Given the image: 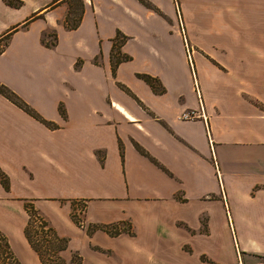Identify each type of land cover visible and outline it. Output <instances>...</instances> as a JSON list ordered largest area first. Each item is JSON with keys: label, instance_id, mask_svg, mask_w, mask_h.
Listing matches in <instances>:
<instances>
[{"label": "crops", "instance_id": "crops-1", "mask_svg": "<svg viewBox=\"0 0 264 264\" xmlns=\"http://www.w3.org/2000/svg\"><path fill=\"white\" fill-rule=\"evenodd\" d=\"M14 1L0 82L56 125L0 91L2 217L264 236V0Z\"/></svg>", "mask_w": 264, "mask_h": 264}, {"label": "rangeland", "instance_id": "rangeland-1", "mask_svg": "<svg viewBox=\"0 0 264 264\" xmlns=\"http://www.w3.org/2000/svg\"><path fill=\"white\" fill-rule=\"evenodd\" d=\"M78 207L82 208L81 217ZM5 209L4 203H0V229L7 235L18 264H44L25 232L18 228L20 219L1 216ZM84 209V204L79 203L74 205L72 213L65 212L60 219H48L54 240L62 246L59 251L54 244L52 250L45 246L49 237L45 236L46 220L33 210L30 230L43 243L50 264H264V254L257 250L264 247V236L243 234L234 227L232 219L227 226L226 216L218 223L213 220L211 233L197 235L182 227L165 233L148 227L143 219H135L137 226L131 222L133 228L126 226L119 237L105 228L108 224L105 216L94 209L90 210V216ZM14 213L16 218H21L19 211ZM79 219H84L85 224L81 225Z\"/></svg>", "mask_w": 264, "mask_h": 264}, {"label": "trees", "instance_id": "trees-1", "mask_svg": "<svg viewBox=\"0 0 264 264\" xmlns=\"http://www.w3.org/2000/svg\"><path fill=\"white\" fill-rule=\"evenodd\" d=\"M10 3H15L17 4V2H15L14 0H7ZM57 1V0H55ZM79 8L80 6H75L72 7L70 9V14L71 13H75L74 14V25H77L78 22L81 19V14L79 15ZM10 36V33L6 34L5 36H0V53L4 50L6 44L8 43V37ZM52 44L54 43V41L51 42ZM127 57V55H121L120 58L123 59ZM120 58L116 57L114 59V65L120 60ZM148 82H150L154 88L158 89V90H163L164 88L162 87V85L158 84V80L150 75V74H143L142 75ZM0 91L3 92L5 95H7L10 99H12L13 101H15L16 103H18L20 106H22L23 108H25L26 110H28L30 113L34 114L35 116L41 118L42 120H44L48 125L54 126L56 125V123L47 120L45 118H43L33 107H31L28 102H26L18 93H16L12 88H10L8 85L0 82ZM62 111H64L62 109ZM0 177L3 181V183L6 185V187H8L9 183H8V178L6 177L5 173L0 169ZM26 207L28 208V211L30 213V218L28 220V223L26 225L25 228V233L26 236L28 237L30 243L32 244V246L38 251V253L40 254L41 259L43 260L44 264H50L49 261H47L46 259V255H45V250L43 247V243H40V240H38V238L34 237V234L32 233V231L30 230V224L33 222L34 218H33V210L35 211L34 213H37L36 210L34 209V207H32L30 204H26ZM74 215V214H73ZM46 220V219H45ZM47 226L48 228L46 229V232H48V235H50L46 240H45V246H47L48 248H51L50 250H52V244H54L57 247V250L59 251V248L62 247L61 244H57V242L54 240V236H53V231H52V227L49 225L48 221L46 220V222L44 223V226ZM113 226L110 224H107L105 226V228H107L109 231L114 232H118V229H114L112 228ZM47 248V249H48ZM49 250V249H48ZM59 256V255H58ZM0 264H18V261L11 249L10 246V242L8 240L7 235L0 229Z\"/></svg>", "mask_w": 264, "mask_h": 264}, {"label": "built area", "instance_id": "built-area-1", "mask_svg": "<svg viewBox=\"0 0 264 264\" xmlns=\"http://www.w3.org/2000/svg\"><path fill=\"white\" fill-rule=\"evenodd\" d=\"M181 28H182V22H181ZM196 88H197V91L199 92V86H198V83H196ZM198 116V112L196 109H192V110H189V111H186L182 114V117L184 118H189V119H193V118H196ZM81 207H78L77 211L79 212L80 214V217H81ZM79 217V218H80ZM79 223L81 225H84L85 224V221L84 219H79ZM46 237H48V233L45 234Z\"/></svg>", "mask_w": 264, "mask_h": 264}]
</instances>
